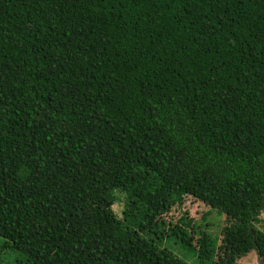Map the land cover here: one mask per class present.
I'll return each mask as SVG.
<instances>
[{
	"label": "trees",
	"instance_id": "16d2710c",
	"mask_svg": "<svg viewBox=\"0 0 264 264\" xmlns=\"http://www.w3.org/2000/svg\"><path fill=\"white\" fill-rule=\"evenodd\" d=\"M189 199L226 215L222 264L264 262V0H0L4 246L191 264L168 236L211 262L213 237L168 216Z\"/></svg>",
	"mask_w": 264,
	"mask_h": 264
},
{
	"label": "rangeland",
	"instance_id": "374dc122",
	"mask_svg": "<svg viewBox=\"0 0 264 264\" xmlns=\"http://www.w3.org/2000/svg\"><path fill=\"white\" fill-rule=\"evenodd\" d=\"M119 198L115 203V210L120 215L123 216L125 209V202L127 193L124 191H118ZM207 206L204 204L193 201L189 199L186 203L181 206L175 205L173 209L168 213L169 217L178 218L182 213L187 214L188 218L193 219L194 222L198 223L200 226L205 229L214 239L215 250H218L214 254L211 262H203L200 260L196 251L190 249V247L183 245L180 241L174 237H165L162 239L160 244L162 246L168 247L173 250L177 255L191 264H222L226 256L227 248L220 249L224 245L222 228L227 224L226 215L220 213L217 210H213L205 218L203 217V212L207 210ZM261 221L257 223V227L264 229V211L260 214ZM239 233V237H246L248 234L243 235ZM248 238V237H246ZM239 240V239H237ZM236 240V241H237ZM4 237L0 235V264H27L26 254L12 246H4ZM240 244V248H243L245 242ZM221 251V253H219ZM235 264H264L257 252L251 250L246 253L244 256L239 258Z\"/></svg>",
	"mask_w": 264,
	"mask_h": 264
}]
</instances>
